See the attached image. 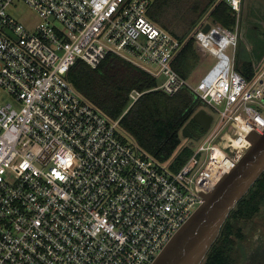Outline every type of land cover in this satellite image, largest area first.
Here are the masks:
<instances>
[{
    "label": "built area",
    "instance_id": "obj_1",
    "mask_svg": "<svg viewBox=\"0 0 264 264\" xmlns=\"http://www.w3.org/2000/svg\"><path fill=\"white\" fill-rule=\"evenodd\" d=\"M23 2L32 29L12 15ZM152 0H0V264H151L264 131V66L234 69L235 24L194 34L215 59L191 87L172 61L181 42L147 16ZM229 52L231 54H229ZM114 55L169 96L188 87L217 113L176 172L138 146L67 80L77 60ZM144 92L131 91V105Z\"/></svg>",
    "mask_w": 264,
    "mask_h": 264
},
{
    "label": "trees",
    "instance_id": "obj_2",
    "mask_svg": "<svg viewBox=\"0 0 264 264\" xmlns=\"http://www.w3.org/2000/svg\"><path fill=\"white\" fill-rule=\"evenodd\" d=\"M208 14L216 25L232 29L235 24L226 0H152L148 18L181 42L172 61L180 77L189 80L201 61L194 34L198 22ZM235 69L246 79L257 73L252 64L238 53ZM67 80L87 101L110 120L120 118V128L143 150L173 172L189 159L192 149L181 142V130L187 124L198 131L193 115L206 106L190 88L169 96L153 90L156 79L119 57L108 55L95 68L77 60ZM144 92L132 105L131 91ZM264 207V172L247 194L229 213L218 238L202 264H231L235 243L244 239L241 221H251Z\"/></svg>",
    "mask_w": 264,
    "mask_h": 264
},
{
    "label": "water",
    "instance_id": "obj_3",
    "mask_svg": "<svg viewBox=\"0 0 264 264\" xmlns=\"http://www.w3.org/2000/svg\"><path fill=\"white\" fill-rule=\"evenodd\" d=\"M209 25L202 32L206 33ZM198 131L187 124L181 137L194 140L206 132L212 121L205 109L192 117ZM250 147L235 167L224 175L213 190L203 194V203L172 236L151 264H201L214 244L229 213L264 172V131L249 136Z\"/></svg>",
    "mask_w": 264,
    "mask_h": 264
},
{
    "label": "rangeland",
    "instance_id": "obj_4",
    "mask_svg": "<svg viewBox=\"0 0 264 264\" xmlns=\"http://www.w3.org/2000/svg\"><path fill=\"white\" fill-rule=\"evenodd\" d=\"M12 15L24 23L28 29H32L38 22L35 13L23 2H16ZM214 63V58L209 54H204L199 66L189 79L190 86L195 87L199 80L211 69ZM9 101H11V99L6 96L2 89H0V103ZM204 109L207 113L213 116L215 123L218 118L217 113L208 106H205ZM203 141L204 136L194 140H188L181 137L182 144H187L194 149L198 148ZM238 225L241 228V233L243 234L244 239L235 243L233 252L231 253V264H247L251 261L264 260V207H262L261 212L253 220L246 222L241 221Z\"/></svg>",
    "mask_w": 264,
    "mask_h": 264
},
{
    "label": "crops",
    "instance_id": "obj_5",
    "mask_svg": "<svg viewBox=\"0 0 264 264\" xmlns=\"http://www.w3.org/2000/svg\"><path fill=\"white\" fill-rule=\"evenodd\" d=\"M205 25H209L210 30L214 25L208 14L198 22L197 27L203 28ZM239 32L240 40L234 53V69L240 53L243 59L259 71L264 66V0H242Z\"/></svg>",
    "mask_w": 264,
    "mask_h": 264
},
{
    "label": "flooded vegetation",
    "instance_id": "obj_6",
    "mask_svg": "<svg viewBox=\"0 0 264 264\" xmlns=\"http://www.w3.org/2000/svg\"><path fill=\"white\" fill-rule=\"evenodd\" d=\"M247 264H264V260L260 261H254V262H248Z\"/></svg>",
    "mask_w": 264,
    "mask_h": 264
}]
</instances>
